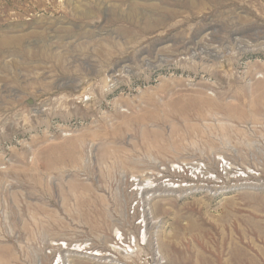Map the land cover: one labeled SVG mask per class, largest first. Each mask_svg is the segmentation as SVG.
<instances>
[{
	"label": "rangeland",
	"instance_id": "obj_1",
	"mask_svg": "<svg viewBox=\"0 0 264 264\" xmlns=\"http://www.w3.org/2000/svg\"><path fill=\"white\" fill-rule=\"evenodd\" d=\"M222 158L141 195L162 264H264V0H0V264H127L131 180Z\"/></svg>",
	"mask_w": 264,
	"mask_h": 264
},
{
	"label": "built area",
	"instance_id": "obj_2",
	"mask_svg": "<svg viewBox=\"0 0 264 264\" xmlns=\"http://www.w3.org/2000/svg\"><path fill=\"white\" fill-rule=\"evenodd\" d=\"M160 168V172L158 173H156L157 171L149 172L147 174L149 177L147 176L145 180L138 178H133L131 180L133 184L130 191L136 193L134 195V201L130 204L131 215L135 217L136 225L139 226L140 231L137 235L131 237H126L122 231H118L114 238L115 248H111L110 251L106 252L107 256H100L101 258L105 259L106 257L107 260H119V263L130 264L137 258L143 247H149L151 251L159 252V248L153 245V239H151L148 229V226L154 221L145 218V210L150 209L144 208L143 202H141L142 200H139L142 194L149 193L151 196L157 195V188L178 189L180 191L183 186L199 183H208L213 186V188H215L214 185L216 183L217 187L231 184L227 179L233 180L234 178L233 181H235V176H229L230 170L237 172V178H240L238 181L247 180L244 179V177L247 178L251 176L248 174L249 172L245 170L234 168L233 163L227 158H222L220 160L218 169H216V167L211 168V163L205 162L204 160H194L188 163L173 164L169 168H164L162 166ZM223 171L225 172L224 174ZM76 245L81 244L70 246V250L79 249ZM84 246L86 245H83V247ZM117 255H120L122 259H118L119 257ZM156 256L158 258H155V260H153V257L151 258L152 263L146 260L147 264H162L163 260L161 256ZM128 257L130 259H128Z\"/></svg>",
	"mask_w": 264,
	"mask_h": 264
},
{
	"label": "bare ground",
	"instance_id": "obj_3",
	"mask_svg": "<svg viewBox=\"0 0 264 264\" xmlns=\"http://www.w3.org/2000/svg\"><path fill=\"white\" fill-rule=\"evenodd\" d=\"M216 166V165H215ZM236 173L237 172H235L234 170H230V172H229V176H235V181H233L234 180V178H233V180H228L227 179V181H229V183H231V184H235V183H237V182H243L242 180H240V181H238L240 178H237V175H236ZM244 181H252V180H250V178H248L247 180H244ZM252 182H257L256 180H254V181H252ZM260 184H262V183H260ZM210 185V184H209ZM211 187H213V186H211ZM211 187H208V184L207 183H205V184H203V183H199V184H192V185H188V186H183V188L182 189H180V191L178 190V189H168V188H157V196L158 195H161L162 193H171V192H178L179 194H185V193H193V192H198L199 190H202V189H211V190H213V189H215V188H211ZM221 190H229V187H224V188H222ZM149 196H151V195H149ZM148 197V196H147ZM146 197V198H147ZM147 201L149 200V199H146ZM146 219H148V218H146ZM114 244V243H113ZM76 246H78V248L79 249H71V250H75V251H81V250H83V249H85V248H87V246H84L83 247V245L81 244V245H76ZM115 247V246H114ZM113 248V247H112ZM89 249H91V248H89ZM90 254H92L93 256H96V257H100V256H107V254H106V251H102V250H96V249H93V251L90 253ZM156 255H160L158 252H156ZM106 258V257H105ZM129 258V257H128ZM130 259V258H129Z\"/></svg>",
	"mask_w": 264,
	"mask_h": 264
}]
</instances>
